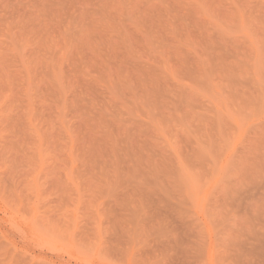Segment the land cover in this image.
<instances>
[{
	"label": "rangeland",
	"instance_id": "obj_1",
	"mask_svg": "<svg viewBox=\"0 0 264 264\" xmlns=\"http://www.w3.org/2000/svg\"><path fill=\"white\" fill-rule=\"evenodd\" d=\"M0 264H264V0H0Z\"/></svg>",
	"mask_w": 264,
	"mask_h": 264
}]
</instances>
